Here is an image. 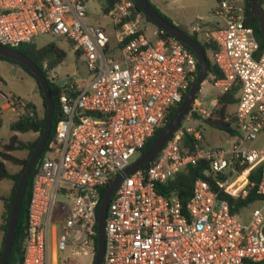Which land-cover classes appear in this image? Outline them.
I'll return each instance as SVG.
<instances>
[{
    "label": "built area",
    "instance_id": "built-area-1",
    "mask_svg": "<svg viewBox=\"0 0 264 264\" xmlns=\"http://www.w3.org/2000/svg\"><path fill=\"white\" fill-rule=\"evenodd\" d=\"M86 0H0V45L14 49L42 35L68 42L82 59L86 78L66 80L57 100L60 118L33 175L26 210L21 264H51L57 254L96 235L100 192L133 162L166 123L197 77L196 57L149 22L134 0H117L107 25L85 22ZM220 20L207 33L221 92L238 87L234 111L224 117L237 135L227 147L209 148L187 122L208 114L194 99L180 126L145 169L123 175L107 206L101 264H258L264 262V52L245 25L248 0H211ZM52 76V83L58 84ZM59 85V84H58ZM12 112L23 108L12 98ZM199 142L181 144L185 135ZM229 137L227 134H225ZM230 138V137H229ZM201 176L181 203L161 191L188 167ZM257 181H250V177ZM254 192L260 205L243 219L228 196ZM69 203L52 220L57 199Z\"/></svg>",
    "mask_w": 264,
    "mask_h": 264
},
{
    "label": "rangeland",
    "instance_id": "rangeland-1",
    "mask_svg": "<svg viewBox=\"0 0 264 264\" xmlns=\"http://www.w3.org/2000/svg\"><path fill=\"white\" fill-rule=\"evenodd\" d=\"M148 2L167 20L170 21L176 28L181 30L187 35L200 32L208 33L212 30L215 23H220V20L213 16L212 9L215 7V3L211 0H148ZM104 0H86V18L85 22L88 24L107 25L108 18L103 13ZM264 9V4H262ZM146 32H144L147 38L150 37V29L153 28V24L149 22V26ZM198 40V39H197ZM48 43H54V45L64 52V59L53 69L47 70L48 80L53 78L60 86L66 83V80L71 77L74 79L86 78L87 70L81 58L74 52L72 46L59 39H54L48 35H42L37 37L33 45L36 49H40ZM47 62L43 63V68L46 67ZM221 94L219 88L214 87L207 74L206 80L199 86V90L195 97L200 103V108L207 114L211 113L215 107V97ZM194 97V99H195ZM5 98L10 101L13 99L18 100L20 103H30L39 114L43 116L42 99L39 96L35 81L17 64L0 59V150L3 144L8 139L16 135L17 138L25 143L33 142L37 134L36 133H14L9 130V124L23 114V110H17L12 112ZM235 109L234 105L227 107V112L231 114ZM208 114V115H209ZM207 117V116H206ZM187 126H191L194 130L198 131L201 136V142L203 145L209 148L215 147H227L231 144L232 139L227 137L223 132L214 130L208 127L200 116L191 119L187 122ZM247 147L261 148L264 146V136H259L257 140L251 143H245ZM14 157L23 160L27 156V151L19 150L11 153ZM138 158V155H134L130 162ZM6 168L9 173L15 174L19 172L20 166H15L6 163ZM12 181L4 180L0 182V196L4 199L8 198L12 188ZM260 205L259 202H252L247 204L242 210L243 219H247L250 212ZM69 203L57 199L56 205L53 210L52 220H59L63 214L67 211ZM4 211L3 201H0V227L4 224L2 214ZM2 233L0 231V245H1ZM54 250L53 245V232H49L48 236V251L51 257V264L53 262L52 254ZM92 246L89 247L80 245L79 247L73 246L72 249L67 247L64 253L57 254L56 264H91L93 260Z\"/></svg>",
    "mask_w": 264,
    "mask_h": 264
},
{
    "label": "trees",
    "instance_id": "trees-1",
    "mask_svg": "<svg viewBox=\"0 0 264 264\" xmlns=\"http://www.w3.org/2000/svg\"><path fill=\"white\" fill-rule=\"evenodd\" d=\"M117 0H104V7H103V13L106 14L115 4ZM135 1V0H134ZM250 2L251 0L247 1L246 4V9H245V25L252 28L253 33L255 35V38L258 42L259 45V52H264V37L261 36L258 25L256 20L254 19L253 15L250 12ZM136 4V2H135ZM264 4V2L261 3ZM151 5V4H150ZM136 7L138 10L139 7L136 4ZM151 7L166 21L170 22L167 20L165 17H163L152 5ZM145 19L149 22V20L145 17ZM215 26V25H214ZM213 26V28H214ZM212 28V29H213ZM207 33H204V35L200 32L193 33L192 35H188L191 37L194 41H196L200 47L202 48L206 61H207V74L209 75V78L211 82L213 83L215 80L221 78L220 72L217 70L216 66L213 64L212 60V55L216 50V47L213 43H211L208 38H207ZM165 36H168V34H165ZM198 39V40H197ZM187 48V47H186ZM188 49V48H187ZM14 50L18 51L19 53L23 54L26 56L30 61L37 66L44 77L46 78L48 82V87H49V92L53 100L54 108H53V116H52V124H51V130L48 136V139L41 151V154L39 156V159L42 158L43 154L46 151L48 142L53 136L54 133V128L57 123V121L60 118V114L58 111V106H57V100L58 97L66 92L65 87L66 86H60L58 84L52 83L50 80H48L47 76V70H51L54 67H56L65 57V54L63 51L58 49L54 43H48L45 46L41 47L40 49H36L32 43L29 44H23L20 45ZM189 50V49H188ZM191 52V50H189ZM192 53V52H191ZM193 54V53H192ZM194 55V54H193ZM78 56V55H77ZM195 56V55H194ZM0 59H5L8 61H11L18 66H20L24 72H26L33 80L35 81L39 96L42 99V107H43V116L40 117L39 114L36 112L35 108L30 104V103H25L23 105V114L20 115L17 119L12 121L9 124V130L14 132V133H36L37 137L33 142L25 143L20 141L16 135L11 136L8 141L2 145L1 150H0V182L4 180H9L12 181L13 185L11 188V192L8 198L4 199L0 196V201H3V206H4V211L2 214V219L4 221V224L0 227V231L2 233V239H1V245H0V253L2 249V244L5 236V231L7 227V221H8V216L12 204V200L14 197V192H15V187L18 181V178L27 163L35 145L40 139V136L43 132V126H44V120L46 116V103L43 97V93L32 75V73L26 69L23 65L16 63L12 60L6 59L5 57L0 56ZM47 62L48 65H46L45 68H43V63ZM197 75H198V63H197ZM195 80V79H194ZM192 83H190L191 85ZM190 85L186 89V92L184 96L186 95ZM239 89L238 87H231L226 91L221 92V94L217 95L215 97V107L212 110V112L203 119V122L210 128L214 130H218L223 132L224 134H227L230 138H234L237 135V132L235 130V127L231 124V122H225L224 117L229 115V112H227V107L229 105H234L237 101V96H238ZM196 99V97H195ZM178 105L171 108L167 118H166V123L171 119L173 114L175 113ZM164 125V126H165ZM163 126V127H164ZM180 126V125H179ZM160 128L154 132V134L148 139L144 147L142 148L140 155L145 152V150L148 148V146L151 144V142L157 137V135L161 132L163 129ZM181 144L184 148L188 149H193V147L196 144H199V142L193 140V138L190 135H185L182 138ZM19 150H25L27 151V156L25 159L20 160L16 157H14L11 153L14 151H19ZM151 160L143 165L140 166L141 169H145ZM6 163L15 165V166H20L19 172L15 174H11L8 172L6 168ZM37 171V168H33L28 176V180L25 186L24 190V196L22 199L18 219H17V224L15 228V233L11 245V250L9 253L8 257V263L7 264H21V255H22V245H23V238H24V228H25V220H26V210H27V204H28V199H29V194H30V186H31V181L33 178V175ZM201 176V167L200 166H195V167H188L185 171L179 173L175 180L172 182L168 183L167 186L161 189L163 193L166 195L169 194L171 190H175L176 194L181 201V203L185 202V199L189 196L190 191H191V186L192 182L195 180V178ZM250 181H257V177H250ZM107 186H105L101 192H100V200L103 197L105 190ZM229 203L231 206V213L232 214H237V212L241 209L244 208L247 204L252 203L256 199V195L254 192H251L248 194V196L240 200L238 198L234 199L228 196ZM96 235L91 237L90 239V244L92 246L93 253H95L96 249ZM258 264H264V262L258 263Z\"/></svg>",
    "mask_w": 264,
    "mask_h": 264
},
{
    "label": "water",
    "instance_id": "water-1",
    "mask_svg": "<svg viewBox=\"0 0 264 264\" xmlns=\"http://www.w3.org/2000/svg\"><path fill=\"white\" fill-rule=\"evenodd\" d=\"M140 11L143 15L158 29L163 30L168 35L174 37L176 40L181 42L185 47H187L195 55L198 63V75L196 79L190 85L186 95L178 105L175 113L167 124L163 127L161 132L157 137L151 142L148 148L143 154H141L137 159H135L122 174L117 175L108 185L105 190L103 197L100 200L98 211H97V223H96V249L93 256L91 264H101L104 252V222L107 211L108 203L111 196L122 179L123 175H129L134 170L147 164L163 147L166 141L170 138L172 133L178 127L182 121L184 115L187 113L189 107L194 101V97L199 90V86L206 80L207 76V61L204 52L200 45L194 41L187 34L176 28L172 23L163 19L150 5L148 0H135ZM264 0H251L250 2V12L257 22L259 32L262 37H264V9L261 7V3ZM0 56L6 59L12 60L16 63L23 65L28 69L34 78L36 79L46 103V116L44 120L43 132L40 136L39 141L35 145L27 163L25 164L15 187L14 197L12 200L7 227L5 231V236L2 244V249L0 253V264H7L8 257L11 250V245L15 233V228L17 224V219L24 196L25 186L28 180V176L33 168H37L39 162V156L41 151L48 139L53 116V100L49 92L48 82L41 70L35 66L30 59H28L23 54L19 53L14 49H10L0 45ZM196 118V115H193Z\"/></svg>",
    "mask_w": 264,
    "mask_h": 264
},
{
    "label": "flooded vegetation",
    "instance_id": "flooded-vegetation-1",
    "mask_svg": "<svg viewBox=\"0 0 264 264\" xmlns=\"http://www.w3.org/2000/svg\"><path fill=\"white\" fill-rule=\"evenodd\" d=\"M140 156V155H139Z\"/></svg>",
    "mask_w": 264,
    "mask_h": 264
}]
</instances>
